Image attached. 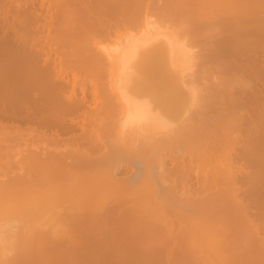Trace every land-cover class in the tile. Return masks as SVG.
Returning a JSON list of instances; mask_svg holds the SVG:
<instances>
[{
  "label": "bare ground",
  "instance_id": "obj_1",
  "mask_svg": "<svg viewBox=\"0 0 264 264\" xmlns=\"http://www.w3.org/2000/svg\"><path fill=\"white\" fill-rule=\"evenodd\" d=\"M94 1L42 0L40 6L45 9L49 10L53 2L58 7V13H50L42 19L35 0H28L34 8H30L32 13L29 15L36 22L30 43L21 35L24 40L21 38L20 41V36H16L17 28L14 41L19 39L24 45L19 46L18 41L11 45L6 39L3 41L7 48L13 49L17 59L14 65L11 63L13 66H4L0 70V209L7 207L10 215L13 212V223L28 226V233L25 230L23 233L9 232L11 240L22 241L24 245L15 247L12 255L0 254V264H45L59 256H74V253L93 256L126 253L125 256L134 257L137 254L138 257H152L174 253L205 257L200 263L194 259L185 260L187 264H208L207 259L212 255L216 256L218 264H252L247 257L256 254L252 258H257L259 263L256 260L254 263L264 264V244L258 245L259 233H252L264 226V222L260 225L250 220L245 212L248 206L237 197H231L242 190L238 186L239 179L247 188L257 183L253 179L256 175L249 176L245 170L253 148L249 149L255 140L249 135L253 111L245 110L244 113L247 98L243 95L245 103L243 99V102L239 101L238 96L235 99L234 95L224 98L220 92L226 82L222 85L216 81L219 84V87L214 85L216 90H221L213 97L220 95V99L203 97L196 105L193 92H189L186 80L181 77L179 55L182 49L172 41L165 44L152 39L149 32L141 28L145 26L144 20L141 25L139 17L128 15L129 7L138 4L136 0H127L126 6L125 0L123 7L129 17L125 18V15L123 19L116 17L118 2L105 4L101 11L104 15L109 14L110 19L116 17L112 21L106 19L108 16L104 20L102 15L94 16L97 5ZM199 1L200 5H209L226 0ZM239 2L234 5L236 14L233 16L237 15L239 24L234 21V26L238 24L239 31L246 33L250 26L246 8L254 6L264 14V1ZM142 3L144 14L157 7L154 2L148 4L147 0L146 4L144 0ZM182 5L180 10L184 13L189 8ZM70 6L80 9L73 14ZM245 14L247 20H242ZM70 15H73V26L71 23V27L56 24L60 18L63 21ZM261 17L259 22L263 23ZM134 29L139 30L131 35L129 32ZM259 29L264 30V24ZM53 34L56 40L51 38L57 43L50 38ZM122 34L126 36L123 49L108 54L113 66L120 71L119 94L111 96L100 86L96 56L82 44L84 40ZM98 42L92 44H100ZM262 48L264 57V46ZM20 56L28 57L24 59L26 64ZM114 59L118 61L114 62ZM234 60L232 63L220 62L218 67L221 71L230 69L243 73L250 69L248 73L256 78L264 74L260 72L264 66L262 69L260 65L256 67L260 68L258 73L251 64ZM57 88L62 90L59 92ZM251 89L256 94L259 92L256 87ZM254 96L250 95L248 100L256 98ZM238 104L243 106L241 116V113L237 114L241 111L236 109ZM233 110L239 112L235 114ZM121 131L123 134L119 135ZM241 131L243 135L247 134L241 135L243 139L239 136ZM240 147L241 151L238 150ZM236 155L242 159L246 157L247 165L236 164ZM193 176L198 180L196 188L190 183ZM250 182L252 186H248ZM252 191L254 196L259 192L257 189ZM201 197L205 198L203 206L198 207L196 201ZM229 201L232 202L229 206L236 210L234 221L211 228L217 220H222V216L225 218ZM20 205L26 206L27 210L16 213L15 209ZM198 209L202 210L203 216L199 222V231H203L200 235L183 223ZM37 219H41V226L45 227L32 233L29 228ZM232 233L236 234L235 238L229 237ZM209 241L212 243L208 244ZM65 248L70 252H62Z\"/></svg>",
  "mask_w": 264,
  "mask_h": 264
},
{
  "label": "rangeland",
  "instance_id": "obj_2",
  "mask_svg": "<svg viewBox=\"0 0 264 264\" xmlns=\"http://www.w3.org/2000/svg\"><path fill=\"white\" fill-rule=\"evenodd\" d=\"M41 1L35 0V3H36L35 7H37V8L40 7L39 10H40V14L42 15L41 16L42 19H44L46 16L49 17L50 13L51 14L52 13H55V14L58 13V9H57L58 7H56L55 2H53L55 5L54 4L51 5V8H49V10H48V9H45V6H43V7L40 6ZM48 1H52V0H48ZM61 1H64V0H61ZM66 1H68V0H66ZM113 1L114 0H99V1L95 0L94 3L96 2L97 5L96 6L94 5V6L96 7V10L99 13H97V11L95 10V13L93 12L94 16L99 18L100 15H102L101 17L104 20V17L108 16L109 14L104 15L105 12L103 13L102 12L103 10L101 11V8H103V6H105V4L111 3ZM115 1L119 3V5H117L119 7H117V6L116 7H117L118 11L121 12V14H120L117 11L118 16H116V17H118L119 19H123V16L126 15L125 16V18H126L129 14H132V16H137V17H139L141 25L143 24V20H144L143 25H145V26H141V28L146 29V31L149 32V36L152 37V39H157L158 42L159 41L160 42L162 41L163 43L166 42L165 44H167V41H172L171 43L177 45L178 49L179 48L182 49L181 50L182 56L179 55V61H180L179 63L182 64L181 68H180L181 73H182L181 77L186 80V81L183 80V82L185 81V86L188 87L189 92L190 93H191V91L193 92L191 94H192V96H194L193 100H195L194 102L196 103V105L200 104L201 100L206 98V97H208L209 99H213V98H215V99L219 98L220 99L221 96L232 98L234 95V98H235V96H236L235 99H238V97H239L240 98L239 101H240L241 99L244 100L245 98H243V97L245 96L247 98L246 99L247 103L252 102L253 100H255V101L260 100L259 102L256 101L255 103L254 102L251 103L252 105L246 103V106H245V104L243 105V103H241V102H243V100H241V102L239 103V104H242L244 106V108H245L244 111L249 110L250 113L253 111L251 114L252 115V122L249 126L251 128V132L249 135H250V137L251 136L254 137V138H252V140H254V139L255 140L252 141L253 142V144L251 143L252 146L249 145L250 146L249 150H251L252 148H253V150H251L252 155L250 153L251 157L248 156V158H251L250 161L252 160V156H253V159H254V160H252L253 164L251 163L252 161L251 162L249 161L248 164L250 166L247 165V163H246L247 158L245 157V159H242V158L238 157L239 155L238 156L236 155L237 158L235 156V160H234L236 162V164L239 163V164H243L245 166L247 165L248 167H247V169H245L246 172L248 171L249 176H250V174L256 175V177L253 179H255V182L257 181V183L254 182L256 184L254 186L255 187L254 188L252 186V183L250 182V184L248 186H252L253 188L252 187L247 188L246 183L242 182L239 179L238 180V186L242 190H240V192H238V194H231V197L232 198L237 197L238 199L242 200L243 205L248 206V209L245 211L248 218L250 220H252L253 222L259 223L261 225L262 224L261 222H264V107H263L264 106V99H262V98H264V85L262 83V82H264V77H263L264 74L260 73L261 76H260V74H258L260 76V78H256V77H253L252 75L250 76V74L248 73V72H251L250 69H246L247 75H246V73H243V71H240V70L234 71L235 72V74H234V72L231 71L230 69H228L226 71L225 70L221 71V69L218 66H220L219 65L220 62H221V64L222 63H229V62L232 63L233 60L236 58H237L236 59L237 62H243L244 61L245 63H248V65L251 64L253 69H255L256 67H259V65H260V68L262 66H264V59H263L264 57L262 55L263 54V48L262 47L264 46V36H261V34L262 35L264 34V30L259 29L260 26L262 24H264V21H263V23H262V21L259 22L260 20H262L261 16H263V20H264V14H262V12L259 11V9H256L254 6L253 7H247L246 8L247 12H249L247 17H248V21L250 20L249 21L250 26L248 29H246V33H241L239 31V26H238L239 23L237 22V21H239V19L236 20L237 15H236V17H233L236 14V10H235L236 8L234 7V5H236V3L239 1H240L239 2L240 4H244L245 0H243V1H241V0H235V1L230 0L232 3L229 0H226L227 2L226 1L225 2H223V1L219 2L218 1L217 3L216 2L212 3V1H210L209 3H212V4L208 3L209 5H206L204 0L203 1H204L205 5H200L199 0H191V1L190 0H186V1L183 0L186 3H184L182 0H147L148 4H150V5L152 2L156 3L157 7H155V9H150L148 11V13H145V14H144L143 7H142L144 5L142 3L143 0H141V1L136 0V3H138L140 5L138 6V4L134 3L133 4L134 7L133 6L129 7L130 11L128 10V15H127V10H125V8L123 7L124 5L125 6L127 5L128 1L126 0V3H125V0H115ZM262 1H264V0H262ZM129 2H134V0H131ZM145 2H146V0H144V3ZM26 3H27V5H26ZM181 3L184 4V6H186V7H184L185 9L188 6L189 9L185 10V11H187L186 13H185V11H184V13L181 12L180 7L182 8V6H183ZM201 3L203 4V2H201ZM18 4H19V6H18ZM158 4H160L159 5L160 7L158 6ZM189 4H190V6H189ZM231 4H233V5L231 6ZM5 5H6V8H5ZM223 5H226V6H223ZM20 6H21V9L23 10L24 13H22ZM221 6H223V7H221ZM16 7H18V8L16 9ZM24 7H25V10H24ZM30 8H31V10L34 9V8H32L31 3H28V0H12V1L0 0V16H1L0 17V35L3 34L4 32H6L5 34L0 36V48H2L0 51H3V54H2V52H0V70H2V67L4 69V66H6L5 68H7L8 65L13 66L16 62V61L14 62V60L17 59V58H14L13 49L10 50L11 48H7L8 45L3 43V41L5 42L7 40L8 42H6V43L11 45L13 43V41L15 40V34H16L17 29H18L19 33H17L16 36L21 35L22 37H24L25 41L28 40L29 43L31 41L30 37H32V31L35 30L36 22L33 20V17L31 15H29L32 13L30 11ZM227 8H229V10ZM13 9H16V11H18L20 13V15H19L20 18H19V16L16 15L17 12ZM79 9H80V7H78V6L77 7L76 6H73V7L70 6V10L73 11V14H74V12L77 13V11ZM121 9H123V10H121ZM132 9L134 10V12L132 11ZM178 9L180 11H177ZM217 9H219L220 12H218ZM124 10L126 13H123ZM253 10H255V11L253 12ZM142 11H143V13H142ZM170 12L171 13L173 12L174 14L172 13L173 14L172 15ZM214 12L215 13L216 12L221 13V14L217 15V13H216V15H214L215 14ZM260 12H261V16L259 14ZM222 14H223V16H222ZM228 15L229 16L232 15V17H229ZM43 16H44V18H43ZM129 16H131V15H129ZM219 16L222 19H220ZM111 17H113V16H111ZM116 17H113V19L114 18L116 19ZM252 17H253V19H252ZM258 17L260 19H257ZM65 18L67 19V21H66V19H64L63 21H60V19H61L60 18L58 22L56 21V24H58V25L60 24L59 26H62V27L68 26L67 24H69V27H71L70 23L74 21L73 15L66 16ZM245 18H246V14L244 15V17H241L242 20H244ZM71 19H72V21H71ZM106 19H110V17L108 16V18H106ZM106 19H105V21H107ZM113 19L111 18L110 20L112 21ZM241 19H240V21H242ZM29 20H31V21H29ZM81 20H82V18H81ZM245 20H247V19H245ZM78 21H80V20H78ZM227 21L229 22V24L227 23L228 25L226 24ZM234 21L238 23L237 27L234 26V25H236V23H234ZM110 22L107 21V23L111 24ZM17 23H18V25H17ZM71 25L73 26V23H71ZM231 26H234L235 28L233 29V27H232V29H230ZM41 27H42L43 32L46 33L47 30L43 27V25ZM58 27H56V28H58ZM143 27H145V28H143ZM22 29H25V30H22ZM28 29H29V31H28ZM138 30L134 29L133 31H131L129 33L131 35L132 34L135 35L138 32ZM234 30H236V31H234ZM251 30H255V31L253 32ZM256 31H259L262 33L258 34L259 32H256ZM122 32H123V29H122ZM236 32H238V33H236ZM40 34H41V32L39 33V35ZM11 35H13V36H11ZM54 35L55 34L50 36V38L53 37ZM21 36H20V41L22 38ZM9 37L12 40H8V39H10ZM235 37H236V40L233 41L235 39ZM53 38H51L52 41H53ZM16 39H17V37H16ZM161 39H163V40H161ZM55 40L53 41V43L56 42ZM125 40H126V36L122 34V35H113L110 38H105V39L84 40V42H83L84 44H82L85 48L91 50L94 53V55L96 56L97 62L99 64L97 76L100 78V81H99L100 86L104 90V92H106L107 94H109L111 96L119 94L120 71L116 65L113 66L111 60L108 58V54H116L114 52L118 48L123 49V42H125ZM17 41L19 42V39L14 41V42H17ZM94 41H99L98 43H100V44H92ZM236 41H238V42L235 43ZM4 44H5V46H4ZM49 44H51V43H49ZM20 45H24V44L19 42V46ZM252 45H253V47H252ZM260 45L262 47H260ZM54 46L56 47V44H54ZM4 47L7 48V50H5ZM4 50L7 52H4ZM73 51H75V50H73ZM179 52H180V50H179ZM4 53H6V54H4ZM8 53H11V55ZM218 53H220V54H218ZM243 55H244V57L247 58V60L243 57ZM26 58L28 59V57H26V56H25V58H24V56H23V58L20 56V59L24 62V64L27 63V62L25 63V60H24ZM113 61L117 62L118 60L114 59ZM177 61H178V59H177ZM11 63L13 65H11ZM216 63H217V65H216ZM26 66L28 67V65H26ZM25 68L26 67H23V69H25ZM223 68L225 69L226 67L224 66ZM260 68H256L255 70H257L259 73ZM262 68L264 69V67H262ZM5 70L7 71L9 69H5ZM184 71H185V73H183ZM260 72H264V70L263 71L261 70ZM242 73L245 74L246 76L242 75ZM248 76H250L251 78ZM216 81L219 84L226 82L224 85L225 87H222L223 84L221 85L222 90H221V88L218 89V91L221 90V92H220L221 96L219 95V97H217L218 94H216V92H218V91L216 90L217 88H215V86L218 85V87H219V84L216 83ZM259 81H260V83H259ZM249 83H250V85H249L250 87L247 85ZM255 87L258 88L257 91L259 90V92L261 94H259V92L257 94H256V92L254 93L255 90L252 91L251 88H255ZM61 90L62 89L57 88V91L60 92ZM214 94L217 96L213 97ZM253 94L254 95L256 94V95L254 96ZM258 94H259V96L261 95L260 99L259 98L257 99V97H259ZM230 95H232V97ZM250 95L254 96L256 98L253 97L254 98L253 100L252 99L248 100ZM226 100H229V99L226 98ZM246 100H244V103ZM238 105L236 106V109L238 108L241 111L240 112H239V110H235V111L233 110V111L235 114H236V112H239V113H237L238 115L241 113L239 115V116H241L243 113V111H242L243 106H241V105L238 106ZM196 108L194 106V109H196ZM211 113H214V112H211ZM244 113H246V111ZM230 114L228 116L233 115V114H231V115ZM256 114H258V116ZM238 115H236V117ZM253 117H255V119L257 118L256 121H254L255 119ZM242 133H243V131H241V133L239 134L240 138H241V135L244 134V133L243 134ZM122 134H123V131H121L119 133V135H122ZM246 135L247 134L245 133V135H243V136H246ZM259 135H261L262 137ZM113 137H116V135ZM240 138L237 137L238 144H239ZM241 139H243V137ZM239 146H240V144H239ZM249 146H248V148H249ZM239 149H240V151L242 150L241 147L238 148V150ZM245 166H244V168H245ZM250 178H252V175ZM253 179H251V180H253ZM196 180H197V177L193 176L191 178V181H190L191 184L195 185V188L198 185L197 184L198 180L197 181ZM250 188L252 190L257 189V191H259V192L257 194L255 193V196H254V192H256V191L254 190V192H253ZM251 193H253V195ZM204 199L201 197V199L196 201V204L198 207L203 206V200ZM231 204H232V202L229 201V203H228L229 208H226L227 210H225V213H224V215L226 214L225 218L223 219L222 218L223 216H222L221 217L222 220L221 221L217 220V222L213 223L211 228L215 229L216 227H221L223 224L231 223L234 221V217L236 215V210L229 206ZM7 209H8L7 207H2L0 209V254H3V255L11 254L12 255V251H14L15 247L24 245V242L11 240L10 238L12 236L11 237L9 236L10 235L9 232L12 231L13 233L14 232H22L23 233V231L25 230L28 233V231H27L28 226L22 227L21 224H16L15 222L13 223V220H12L13 219L12 218L13 212L10 215V213H8V211H6ZM26 210H27V207L24 205H20L17 209H15L16 213H23ZM200 211L202 212V210L198 209L195 213L191 214L183 222V223L187 224L188 226L193 227V229H195V231H193V233H197L196 235H200L203 232V231H199L201 228L200 227L201 225L199 224V222L203 218ZM259 215H261V216L263 215V218L261 216L259 217ZM33 222L34 223H32V225L29 228L32 233L35 232V230H38L40 228L45 227V226H41L42 225L41 219L40 220L37 219ZM208 229H210V228H208ZM258 231H253L252 233L254 235H257V233H259L258 237H257V244L262 245V244H264V226L263 225H262V227L260 226ZM237 235H239V234H237ZM229 237L235 238L236 234L232 233ZM211 243H212V241H209L208 244H211ZM64 251L70 252L66 248H65V250H62V252H64ZM67 254H69V253H67ZM116 254L117 253H113V255H111V254H106V255L100 254L99 255L98 254L97 256L96 255L93 256L94 254L91 255V254L74 253L73 254L74 256H59L57 258V260L51 259L52 261L49 260L45 264H187L186 261L187 260L189 261L191 259H194L196 263L204 262V260H205V257L204 256L202 257V254H201V256L200 255L184 256L183 254L179 255V254L172 253L170 256L161 255V256H152V257H149V256L146 257L144 255H141V257H138L137 256L138 254L136 255V257H134L135 255L132 256V255H128V254H127V256H125L126 253H124L125 255L124 254L123 255L118 254L116 256ZM129 256H132L133 258H131ZM139 256H140V254H139ZM142 256H144V257H142ZM212 256L213 257L209 256L210 258L207 259V261L209 260V262H207V261L206 262L208 264H218V260L216 259V256L215 257H214V255H212ZM249 256H251V255H249ZM252 256H253V254H252ZM252 256L249 258L247 257V260L250 259V261L249 260L248 261L253 264L257 258H255V260H254L252 258ZM254 256H257V255L254 254ZM263 256H261V257L263 258ZM51 257H53V256H51ZM258 259H259V257H258ZM263 260H264V258H263ZM215 262H217V263H215ZM255 262L259 263L257 260ZM36 263H34V264H36ZM256 263H254V264H256Z\"/></svg>",
  "mask_w": 264,
  "mask_h": 264
}]
</instances>
